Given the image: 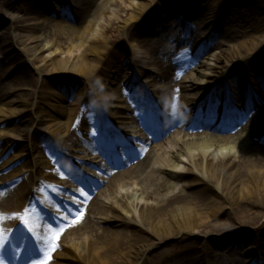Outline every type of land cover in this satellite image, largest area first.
Returning a JSON list of instances; mask_svg holds the SVG:
<instances>
[{"label": "rangeland", "instance_id": "374dc122", "mask_svg": "<svg viewBox=\"0 0 264 264\" xmlns=\"http://www.w3.org/2000/svg\"><path fill=\"white\" fill-rule=\"evenodd\" d=\"M3 1L12 4L14 9L8 12L0 9V180L23 185L28 197L32 196L30 194L36 185L38 192L35 195L49 208L57 204L58 199L60 203H63L62 199H69L68 206L74 203L61 190L65 177L70 178L71 175L85 180L89 176L84 170L87 164L83 163L87 152L78 147L75 140H78V132L85 136L92 131L89 125L91 111L97 113L100 119L107 116L117 127L128 125L127 129H123L125 135H134L136 129L133 127L136 125L130 124L133 115L141 113L143 118L154 116L162 123L163 119L155 112H168L167 121L174 123L168 136L179 141L166 152H180L178 154L185 163L179 165V170L168 169L162 173L163 178L173 183L164 195L157 192L163 201L185 191L184 186L189 182L196 185L195 178H202L183 151L191 144L201 143L212 136L227 138V133L217 132L214 128L228 113L242 111V105L229 106V96L236 88L233 83L237 84V76L230 80L228 72L249 63L247 68L250 70L245 69V74L250 72L254 82H248L256 88H264L261 86L264 83V0H0V6ZM249 2L257 13L252 19L248 17V31L236 33L238 35L233 39L226 37V17L237 11L246 14ZM60 14L64 19L60 18ZM65 14L72 15L66 17ZM216 20L215 25L213 22ZM15 21L18 25L14 24ZM86 26L97 32L95 36L88 33L85 37L90 43L84 44L87 48L92 42L97 43V51L92 54L91 60L95 58L94 61L99 64L94 65L90 73H93L92 76L58 73L62 71L60 66L53 73L55 62L72 61L82 54L85 48L76 47ZM179 38L180 44L176 43ZM248 41L258 48L242 53L248 55L247 59L235 61V56L243 47H251L247 45ZM183 55L192 58L181 70L175 60ZM226 69L229 71L224 72ZM187 75L193 83L182 82V77ZM193 84L195 86L191 87ZM254 90L257 92V89ZM173 98L176 99L175 105ZM207 100L210 104L206 106L204 102ZM248 100L247 97L245 101ZM257 100L258 94L256 103ZM172 105L176 106V110L179 106L181 111L170 117V111L175 109ZM192 105L197 111L190 109ZM190 113L193 116L189 120ZM199 114L206 119L195 122L194 117ZM178 117L183 119L182 122H176ZM76 121L78 124L74 127ZM191 122H195L197 128L185 129ZM56 123H60V128L54 125ZM16 128L24 133L15 135L11 132L8 139L11 143L3 142L6 133ZM240 129L235 127L233 131ZM99 130L97 125L95 131ZM67 135L71 138L63 141ZM47 137H51L59 151L65 153L58 176L55 174L56 155L50 151L52 146H47ZM239 137L237 143L243 141L245 149L233 155L236 162L257 151L255 139L258 137L264 144L263 133L257 134L256 138L253 134L251 141L243 135ZM129 142L133 144V141ZM218 150L214 147L209 156L218 158ZM247 150L250 152L247 153ZM194 155L198 158L201 152L195 149ZM199 160L196 159L197 162ZM171 174H178L181 179H173ZM223 181L220 180L214 190H208L207 198L197 204L198 213L209 217L210 228L194 234L183 232L176 239L148 249L145 259L135 264H199L200 260L206 264H254L257 259V264H264V201L241 202L242 199L237 198L241 191L229 200L223 196L225 191L221 190ZM107 186L106 182L101 192ZM126 186L123 183L117 190V196H124L121 201L116 200L115 195H102L101 198L120 210V215L109 212L112 218L124 216L121 221L127 219L137 223L136 205L146 202L139 187L128 189ZM23 206L22 213L29 207L40 212L39 207L26 202V198ZM218 211L221 213L216 219L212 215ZM77 213L80 215L81 211ZM2 219L6 227L25 223L18 221L20 216H11L8 212L2 213ZM141 226L150 233L149 226ZM101 227L108 228V225L102 222ZM132 227L134 234L141 231ZM17 234L21 236L20 232ZM80 237L84 238L80 240ZM95 238V235L87 233L66 240L62 244V254L65 250L67 254L72 248L73 258L78 256L81 261L68 264H84L80 255H87L89 243ZM21 240L22 237L20 244ZM256 248L260 249L258 256L252 258L247 255ZM240 249L243 250L239 253ZM124 252L128 253L127 250ZM130 258L124 264H131ZM57 264L67 263L58 261Z\"/></svg>", "mask_w": 264, "mask_h": 264}, {"label": "bare ground", "instance_id": "6f19581e", "mask_svg": "<svg viewBox=\"0 0 264 264\" xmlns=\"http://www.w3.org/2000/svg\"><path fill=\"white\" fill-rule=\"evenodd\" d=\"M0 9H5L8 12L11 9L13 10L14 6L6 1H3ZM245 11H247L246 14L237 11L226 17V37H231V39H233V37L238 35L236 33L242 32L244 34V32L248 31V17L252 19L255 12L257 13V9L253 8L249 2ZM217 20L213 22L215 25ZM14 24L18 25V22L15 21ZM92 31L94 30H90V28L88 29V26H86L80 34L81 41L79 46L76 48H85L82 54L78 55L77 58L72 61L67 58L69 60L68 62L64 60L59 63L55 62L52 71L53 73L58 71L57 67L60 66L62 71H58V73L70 72L74 74H83L87 77L92 76L93 73H90L93 71L94 65L99 64L98 61H94L95 58L91 60V56H93L97 51V48H95L97 43L92 42L89 47L87 46V48L84 45L86 43L89 45L90 43L86 42L85 36L88 33L91 36H95V34H97V32L94 31L93 33ZM87 39L89 38L87 37ZM247 45H251V47L248 49L243 47L241 49L242 51L240 50V53L235 56V61L247 59L248 55H244L242 53L253 49L256 50L258 48L256 45H252L250 41L247 42ZM240 63L241 62H238V64ZM247 65H249V63H243L239 69L236 67L234 72L232 70L230 72L229 69L224 70V72L229 71L228 74L230 80L236 78L237 76V79L235 80L237 84L233 83V85L236 86L233 91V98L236 102H241L242 105L240 106L242 111L237 115L238 118L236 120H234L235 116L231 117L229 114L227 116V120L218 126V130H220V132L223 131L224 133L225 130V133H228L227 138L222 139L223 137L212 136L202 140L201 143L191 144L183 151V154L185 153L184 155L190 160L189 162L193 164L194 169L198 170L200 174H202L201 180H198V177L195 176L197 177L195 178L196 185L189 182L188 185L185 184L184 186L185 191L172 195L169 199L163 201H161L160 197L157 195V192L164 195V193L168 191L169 187L173 185V183L171 184L170 179L162 177V173L167 172L168 169L179 170V165L185 163L183 157L181 158L179 156L178 153L180 152L178 151L173 150L171 152H165V150H162L157 153V151L162 147L168 148V145L174 146L176 141H172V137L170 136L165 140L166 142L160 140L161 142L158 141L157 144L153 146L152 150H150L146 156L147 160L145 161V164L139 169V171L135 169L133 171L129 170L125 174H120V172L113 173L109 168H102L98 166L97 172L98 176L101 178L103 177L102 174H114L113 179H111L109 183L108 190L103 193L105 196L111 195L113 197L115 195V199L121 201V198L124 196H117V190L123 183L127 184L126 188L128 189H134L135 187L140 188L141 195H143L142 198L146 203H139L136 205L138 214L135 213V221H137V223L128 221L127 219L125 221H121V219L125 218L122 214L121 215L123 217H115V219L112 218L109 215V212H113V214L117 212L120 215V210L118 211L114 208V206H111L102 200L101 202L98 201V195L86 209L85 215L82 216L78 222H75L73 227L61 232L60 234H54L52 232L54 230H52L47 224H44L46 222H50L49 216H40L39 214L36 215L39 220H36L35 222L34 236L39 241L40 246L42 248H46L48 245L50 246L53 244V248L55 247L59 249L61 247L62 240H72L73 237L78 238L81 234L89 233L95 235L96 238L95 241L89 243L90 246L88 247L87 255L85 257L80 255L84 264H124L128 262L126 260L129 256H131L129 263L135 264L145 259L148 249L155 248L161 243H167L172 239H176L178 236L183 235V232L194 234L198 230L205 232L207 228H210L211 224H209V217L207 216V218H205L203 215L198 213L199 206H197V204L204 201L207 198V191L209 190L208 192H210L214 190L215 186L217 187L222 179L224 181L222 184L223 189L221 190L225 191V193L223 192V196L229 198V200L230 197H233L234 194L241 191V195L239 194L237 197L238 199H242L241 202L254 199L264 201V144L256 141L257 151L253 155H250V157L248 156V158L244 157L240 159L239 162L234 161L236 156H233L235 153H240L245 149L243 141L242 143L239 142L240 144L237 143L240 139L239 135L245 134L246 138H250L254 134L256 138L257 134H264V108L259 107V105H264V88H256L249 83L254 81L251 79L252 74L250 72L245 74V69L250 70V68H247ZM190 81L191 79L188 75L182 77V82L193 83ZM194 86V84L191 85V87ZM261 86L264 87V84ZM254 89H257V92ZM21 91L26 90L22 89ZM257 94L259 95V100H257V104H259L258 106L252 103V101L254 102ZM244 97H248L250 102H245L243 100ZM175 101L176 99L173 98L174 105L176 104ZM209 104L210 100H207L206 105ZM173 108L176 109V106H173ZM177 110H180L179 106L177 107ZM197 119L200 120V117H197ZM3 124L5 125L6 122ZM141 124L148 127L147 121H142ZM54 125L60 128V123H56ZM187 125L188 126L185 127V129L192 130L193 128H197L194 126L195 122L193 124L192 122L188 123ZM234 125H240L243 129L233 131V128L236 127ZM230 127L231 130H229ZM11 132L15 133V135H22L24 133L19 128L10 130L6 133V138L3 142L11 143L10 140H8L10 139ZM47 139V146L50 144L56 149V152L59 153L60 149L56 146L57 144L54 143V140H52L51 137H47ZM251 139L252 138H250L249 141H251ZM178 141L179 140H177V142ZM214 147L219 149L218 151L220 152L219 157L215 159L209 156L210 150ZM195 149L201 152V156L198 157L200 158L199 162L196 161L198 158L194 155ZM246 152L249 153L250 150H247ZM188 172L196 174L192 170H188ZM170 177L173 179H181V176L178 174H171ZM138 181L141 183L139 186ZM195 187L198 189L196 190ZM11 192L12 194L7 195L8 197L3 195L0 196V211H21L23 201L25 198L27 200L29 196L27 195L26 189L23 185L14 186L11 189ZM155 195H157V201L155 200ZM89 199V196L85 197V200ZM153 201L155 202L154 204L150 203ZM205 205H207L206 202ZM60 207V204L53 205L51 210L54 211ZM262 208L264 209V204ZM220 213L221 211H218L215 215H212L214 213L211 215L217 219V216ZM94 218L97 222H95ZM102 222L108 225V228H100ZM141 225L147 227L149 226L148 228H150V233H148L149 230H145ZM132 226L140 228L141 231L138 234H134V228ZM56 236H59L60 239L56 238ZM150 237L153 238L152 241ZM0 238L5 239V236L0 235ZM83 238L80 237V240ZM11 244L14 245V240H11ZM131 244H133L132 247L130 246ZM243 249H240L239 253ZM6 250L7 256L9 259H12L10 249L7 248ZM125 250H127L128 253H125ZM27 251L24 256H26L27 259H32L33 257L31 252L27 253ZM201 252L199 255L202 254ZM259 253L260 249L256 248L253 251H249L247 255L253 258L254 256H258ZM37 254L38 253H35V255ZM49 255V259H44L45 264H57L58 261H63L67 264L81 262L78 256L73 258L74 250L72 248H69L67 254L65 250L63 254L59 252L57 254L49 252ZM124 257H126L125 260H122ZM201 257L202 256H199V258ZM199 262V264H206L203 260H200ZM255 262H257V260H255ZM16 263L20 264L18 260H16Z\"/></svg>", "mask_w": 264, "mask_h": 264}, {"label": "snow or ice", "instance_id": "6c2138e0", "mask_svg": "<svg viewBox=\"0 0 264 264\" xmlns=\"http://www.w3.org/2000/svg\"><path fill=\"white\" fill-rule=\"evenodd\" d=\"M3 244H4V242H3V241H0V247H2V246H3Z\"/></svg>", "mask_w": 264, "mask_h": 264}]
</instances>
